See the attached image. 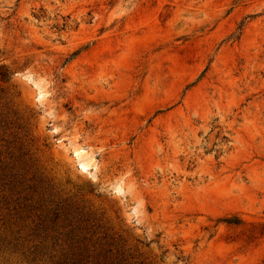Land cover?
<instances>
[{
    "label": "rangeland",
    "instance_id": "rangeland-1",
    "mask_svg": "<svg viewBox=\"0 0 264 264\" xmlns=\"http://www.w3.org/2000/svg\"><path fill=\"white\" fill-rule=\"evenodd\" d=\"M0 264H264V0H0Z\"/></svg>",
    "mask_w": 264,
    "mask_h": 264
}]
</instances>
